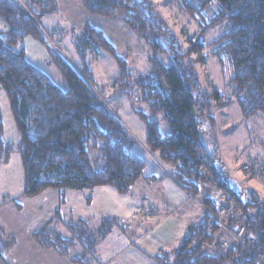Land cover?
Listing matches in <instances>:
<instances>
[{
	"label": "trees",
	"instance_id": "trees-1",
	"mask_svg": "<svg viewBox=\"0 0 264 264\" xmlns=\"http://www.w3.org/2000/svg\"><path fill=\"white\" fill-rule=\"evenodd\" d=\"M78 1L90 15L120 23L134 40L140 39L149 61L147 65L135 64L133 74L134 61L119 56L104 33L87 24L82 31H75L78 51L85 60L82 67L53 52L52 60L67 84L62 89L28 61L25 49L15 50L32 37L47 47L50 40L60 51L65 29H49L41 23L42 18L58 11L56 0H0V18L8 27L6 33L0 32V92L6 93L20 135L17 149L24 166V196L35 198L54 189L63 197L68 190L93 191L106 186L129 194L142 178L148 160L134 150L136 139L96 86L86 62L88 52L97 55L100 48L114 56L121 68L115 95L131 97L132 90L135 97L138 94L135 105L147 125L145 144L152 156L158 155L161 162L176 169L183 187L213 211L220 202L201 191L213 185L221 190L225 200L229 198L244 216L248 249L264 252V197L253 188L232 187L216 164L217 143L204 129L206 118L213 125L214 109L232 104L239 106L246 119L264 117V0H164V7L176 8L198 23L196 32L182 27L180 35L167 29L173 25L155 1ZM57 29L62 31L59 37L54 35ZM214 32L217 35L206 43L203 37ZM163 54L170 58L169 65L159 58ZM202 67L216 68L230 76L229 81L219 88L205 71V77L199 74ZM157 117L167 122L170 133H162ZM4 132L0 108V165L14 151L4 140ZM262 163L257 168L245 165L250 170L246 172L244 166L243 171L247 176L258 173L264 177ZM204 166L214 181L203 183L200 169ZM152 211L154 214L144 210L142 217H155L157 210ZM234 218L227 224L235 225ZM118 222L117 218L105 219L100 233L105 237ZM191 230L179 248L161 254L163 264H254L242 248L219 247L217 240L223 233L219 226L211 225L207 213ZM47 234L44 229L36 239L46 247L61 246L52 243ZM7 247L0 235L3 258Z\"/></svg>",
	"mask_w": 264,
	"mask_h": 264
},
{
	"label": "rangeland",
	"instance_id": "rangeland-1",
	"mask_svg": "<svg viewBox=\"0 0 264 264\" xmlns=\"http://www.w3.org/2000/svg\"><path fill=\"white\" fill-rule=\"evenodd\" d=\"M13 1L27 3L29 0ZM149 1H155L167 21L173 25V27L169 26L167 29H173L178 35L181 34L182 29L180 28L182 27H185V30L188 29L187 31L191 33L198 30L197 22L189 21L176 8L164 7L161 3L164 0ZM61 16L62 12L58 6V11L55 15H52L51 18L49 16L44 19L42 18L41 23L45 28L49 29L57 25L65 28L68 24ZM7 31V25L0 18V32L6 33ZM215 34L214 32L210 36L209 34L205 35L203 37L204 41L208 43ZM76 36L77 34L74 30L70 32L66 30V36L62 41L60 51L58 49L56 50L50 40L47 47L32 37H27L15 50L20 51L25 49L26 58L29 62L46 73L56 85L62 89H66L67 84L59 72L56 63L53 62L52 55L53 52H57L56 54H61L72 64L82 67L85 60L81 56L80 51H78ZM121 37L125 39L124 36ZM130 38L129 44L125 49L121 50L120 46H116V48L119 56L130 62L134 61L131 67V71L134 74L137 68L135 64L138 63L140 66L148 64L149 53L146 52L147 48L143 46V42L140 39L136 41L132 37ZM121 44L123 45V43ZM209 50H207V53ZM98 52L99 54L97 55L95 51L88 52L86 58V62L93 72L95 84L104 93V97L108 103L118 113L125 127L136 139L137 143L134 146V150L146 158L148 163L142 178L138 181L131 193L120 194L115 188L110 186L99 187L93 191L76 192L68 190L67 194L63 197H67L69 201L63 211L98 217L104 216L108 219L123 217L130 220L135 225L134 229L136 232L139 233L142 225L139 218H135L134 216L137 209L141 207L142 204L140 202L144 201L142 198L144 197L145 200H148V203L143 204L157 208L160 213L169 215L172 211L174 212L171 219L159 231L154 232L148 240L149 247L153 245L155 248L163 247L165 250L173 251L172 248H179L183 244L179 240L187 226L190 230L185 233V238L192 234L191 226H197L204 221L206 213L196 200L200 197L192 195L183 187L180 181L177 180L176 169L161 162L158 158L159 156L155 155L157 160H159L157 162L156 158L148 151L145 144L148 134L147 125L141 118L138 107L135 105V102L138 101V94L135 97V92L132 90L131 97L126 95L124 97H122L123 95L118 97L115 95V91L117 90L115 83L120 77L121 68L115 57L110 53L100 48ZM159 58L166 65H169V57L163 54ZM204 71L206 72L205 75H208L214 84L221 89L229 81L230 76L220 74L216 68L208 69V67H202L199 69V74L203 77H205L202 74ZM0 108L5 125L4 140L14 149L9 160L0 165V209L10 207L17 216L20 224L26 229L33 231L37 226L45 224L50 220L51 216V218H54V210L60 205L58 201L62 196L57 190L50 189L35 200L37 203L36 207L32 203L33 201L31 202L32 204H27L29 200L24 196L23 160L21 153L17 149L20 135L4 90L0 92ZM143 109L148 111L145 107ZM213 114L215 117L213 125L206 118L204 120V129L211 140L215 139L217 148H219L216 164L224 170V173L229 177L230 183L234 184L232 187L243 189V191L253 188L264 197V177H261L258 173L252 177L247 176L243 171L245 165L257 168L259 163L263 164L262 161L264 162V117L256 120V118L262 117L263 115L246 119L237 104L218 107L213 110ZM156 119L159 121L162 133H170V127L167 122L162 117H157ZM257 159L262 161L257 162ZM149 180L152 182L149 183ZM201 192L206 197H214L217 203L229 200V198L225 200L226 195H223L222 191L214 185L213 188H204ZM245 195L247 194L244 193ZM151 200L152 202H150ZM18 205L23 207V211H19ZM37 208L39 211H37ZM47 236L53 239L52 243L61 244V246L65 243L60 237L51 236L49 233ZM113 240H116V238ZM165 243H172L173 246L166 248ZM113 245L111 244L113 246L112 252H115L118 248L117 242H114ZM214 246L216 247V243ZM217 249L220 248L218 247ZM222 252L225 253L227 251ZM129 256L130 254L123 256L119 261H124Z\"/></svg>",
	"mask_w": 264,
	"mask_h": 264
},
{
	"label": "crops",
	"instance_id": "crops-1",
	"mask_svg": "<svg viewBox=\"0 0 264 264\" xmlns=\"http://www.w3.org/2000/svg\"><path fill=\"white\" fill-rule=\"evenodd\" d=\"M56 3L62 12L61 17L68 25L65 28L59 25L53 28L60 27L68 32L71 30L80 32L87 24H90L93 28L102 31L106 39L115 48L120 46V49L123 50L129 44L131 35L120 23L90 15L78 0H56ZM51 17L52 15L49 16V18ZM74 27L76 28L73 29ZM121 36H124L125 39H122ZM148 182L151 183L152 181L149 180ZM38 198L39 196L28 198L27 204L33 203L36 207L35 200ZM142 198L144 201L140 202L142 205L137 209L134 216L135 218L138 217L141 222V231L136 232L135 225L130 220L117 217L119 222L105 237L100 233V228L107 218L63 211L69 201L67 197L59 199L58 204L60 205L54 210V218L51 216L50 220L37 226L33 231L20 224L10 207L2 208L0 209V235L8 247L4 252V258L0 256V264H163L159 257L164 251H169L163 247L155 248L153 245L149 247L148 240L154 232L159 231L171 219L174 212L164 215L157 208L143 204L148 203V200ZM91 200L93 199L91 198ZM148 209H156V216L144 219L141 213ZM138 210L140 211L138 212ZM19 211H23L22 206ZM37 211H39L38 208ZM44 229H47L51 236L60 237L63 242L68 241V243H63L65 246L52 245L46 247L36 239L37 234ZM189 230L190 228L187 226L180 236V242H184L185 233ZM222 237L223 235L221 239ZM114 238L116 240H113ZM114 242H117L118 248L112 252ZM165 244L166 248L173 246L172 243ZM172 249L173 251L170 252H174L177 248ZM127 254L130 256L124 261H119Z\"/></svg>",
	"mask_w": 264,
	"mask_h": 264
},
{
	"label": "built area",
	"instance_id": "built-area-1",
	"mask_svg": "<svg viewBox=\"0 0 264 264\" xmlns=\"http://www.w3.org/2000/svg\"><path fill=\"white\" fill-rule=\"evenodd\" d=\"M62 31L57 29L54 31L56 37L61 36ZM250 170L249 166H245V171ZM200 174L203 183L214 181L213 175L207 167H202L200 169ZM198 203L203 207L205 212L210 217V223L212 226L217 225L223 233V238L218 242V245L223 250H229L233 248H242L248 252L254 264H264V252H256L255 250L248 249L246 246V225L244 221V216L241 211H237L234 207V203L227 200L222 201L214 205L215 211L210 208L203 206L202 198L198 200ZM150 214H154L152 209H149ZM235 217V225L230 226L227 221ZM211 231H208L210 234Z\"/></svg>",
	"mask_w": 264,
	"mask_h": 264
}]
</instances>
